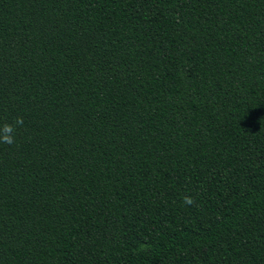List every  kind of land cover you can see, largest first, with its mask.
<instances>
[{
	"label": "trees",
	"instance_id": "trees-1",
	"mask_svg": "<svg viewBox=\"0 0 264 264\" xmlns=\"http://www.w3.org/2000/svg\"><path fill=\"white\" fill-rule=\"evenodd\" d=\"M17 117L0 264H264V0H0Z\"/></svg>",
	"mask_w": 264,
	"mask_h": 264
},
{
	"label": "clouds",
	"instance_id": "clouds-1",
	"mask_svg": "<svg viewBox=\"0 0 264 264\" xmlns=\"http://www.w3.org/2000/svg\"><path fill=\"white\" fill-rule=\"evenodd\" d=\"M23 119L21 117H17L15 121V125L13 124H2L0 125V143L12 145L15 143V131L17 125H22ZM184 203L193 204L194 201L191 197H185Z\"/></svg>",
	"mask_w": 264,
	"mask_h": 264
}]
</instances>
